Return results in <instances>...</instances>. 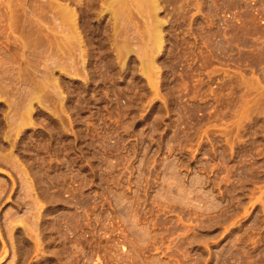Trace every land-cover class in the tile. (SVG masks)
I'll return each mask as SVG.
<instances>
[{
	"label": "rangeland",
	"instance_id": "1",
	"mask_svg": "<svg viewBox=\"0 0 264 264\" xmlns=\"http://www.w3.org/2000/svg\"><path fill=\"white\" fill-rule=\"evenodd\" d=\"M0 264H264V0H0Z\"/></svg>",
	"mask_w": 264,
	"mask_h": 264
},
{
	"label": "bare ground",
	"instance_id": "2",
	"mask_svg": "<svg viewBox=\"0 0 264 264\" xmlns=\"http://www.w3.org/2000/svg\"><path fill=\"white\" fill-rule=\"evenodd\" d=\"M152 3H154V2H152ZM60 8L62 9V10H59V12L62 11L61 14L63 13V15L65 14L68 18H72V23H71L73 25V29L72 30H74V34L77 35L78 32H77V29H76V20H75L76 19V15H75L76 13H75V11L73 9H70L66 5H61ZM68 21H70V20H68ZM155 35H156V33H155ZM28 108H29V106H28Z\"/></svg>",
	"mask_w": 264,
	"mask_h": 264
}]
</instances>
